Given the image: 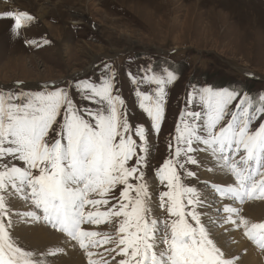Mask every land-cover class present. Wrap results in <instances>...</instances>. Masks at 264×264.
<instances>
[{
  "label": "snow or ice",
  "instance_id": "6c2138e0",
  "mask_svg": "<svg viewBox=\"0 0 264 264\" xmlns=\"http://www.w3.org/2000/svg\"><path fill=\"white\" fill-rule=\"evenodd\" d=\"M0 19L12 21L17 37L38 22L20 9L0 12ZM94 68L92 75L46 82L40 90L20 81L15 91L0 90V264H54L48 258L65 251L26 249L14 238L19 222L63 234L65 244L82 251L85 264H109L93 251L101 243L111 245L104 251L112 264L117 258L118 264H241L218 243L217 230L238 233L264 252V219L248 218L242 207L264 202V89L253 95L208 84L186 94L168 154L154 168V200L146 179L150 138L162 131L178 72L145 62L126 73L138 86L135 110L145 117L137 122L115 66ZM246 78L256 79V73ZM200 170L219 177L204 182L211 200L197 186ZM18 203L22 211L15 210ZM101 223L114 228L103 240L88 227Z\"/></svg>",
  "mask_w": 264,
  "mask_h": 264
},
{
  "label": "rangeland",
  "instance_id": "374dc122",
  "mask_svg": "<svg viewBox=\"0 0 264 264\" xmlns=\"http://www.w3.org/2000/svg\"><path fill=\"white\" fill-rule=\"evenodd\" d=\"M15 9L27 10L38 22L22 29L17 37L10 28L12 21L0 19V90L15 91L17 81L31 90H40L50 81L68 83L67 78L92 75L94 65L107 63L115 66L130 115L143 122L144 114L135 110L138 86L126 73L137 72L145 62L158 68L171 65L177 70L179 79L169 86L162 131L150 138L151 166L146 179L154 200L158 186L154 168L168 154L169 134L184 108L186 94L208 84L246 89L253 95L264 89V0H0V12ZM44 38L51 43L44 45ZM247 72H255L256 79L246 78ZM199 176L198 185L194 179H188V183L197 185L212 199L204 182L213 179ZM251 202L242 206L246 216L249 212L244 206ZM154 214L163 218L159 209H154ZM88 227L101 233V240L103 234L114 233L108 223ZM221 233L216 231L224 236L218 243L236 252L233 235ZM14 238L26 249L38 251ZM107 247L111 245L101 243L93 251L112 264V257L104 251ZM246 253L243 248L236 255L241 258Z\"/></svg>",
  "mask_w": 264,
  "mask_h": 264
},
{
  "label": "bare ground",
  "instance_id": "6f19581e",
  "mask_svg": "<svg viewBox=\"0 0 264 264\" xmlns=\"http://www.w3.org/2000/svg\"><path fill=\"white\" fill-rule=\"evenodd\" d=\"M206 167L207 165H205V168ZM199 174H202L204 177H210L213 180H219L218 176H213L206 170H200ZM209 197L208 199L211 200ZM244 207L247 208L249 212L247 215L248 218L254 221L263 219L264 202L254 201L251 202L250 205H245ZM15 210L22 211L23 205L19 203L16 204ZM14 235L26 242L28 245L36 247L38 251H48L55 247H64L65 251L63 254H59L56 257H49L50 262L54 261V264H82L85 260L82 251L78 247H72L73 242L68 241L67 244H65L63 234L51 231L41 224L26 225L23 222H19L15 226ZM232 235L236 242V252H234V254H236L240 249H247L246 255L240 258L241 263L264 264V252H260L257 247H253L248 241L242 239L238 233H234ZM216 236L218 242H221V240L224 239L223 235L216 234ZM227 249L230 250L229 248Z\"/></svg>",
  "mask_w": 264,
  "mask_h": 264
}]
</instances>
